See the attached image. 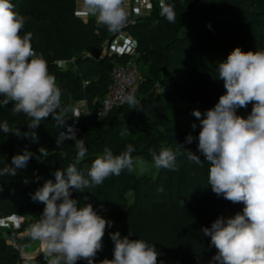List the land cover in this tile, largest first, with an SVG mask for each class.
Segmentation results:
<instances>
[{
	"label": "clouds",
	"instance_id": "obj_1",
	"mask_svg": "<svg viewBox=\"0 0 264 264\" xmlns=\"http://www.w3.org/2000/svg\"><path fill=\"white\" fill-rule=\"evenodd\" d=\"M82 11L94 17L97 25L108 31L120 32L127 24V0H83ZM160 16L175 23L174 5L159 0ZM24 17L15 11L12 0H0V108L12 104L13 114L30 118L28 131L0 123V130L18 138L38 137L33 129L50 114L57 128L67 127L57 135L56 145L66 139L74 141V163L54 172L55 182H44L34 194L33 201L44 204L43 213L32 229V238L42 242L46 264H76L80 259L96 264L97 253L103 250V238L113 222L102 217L91 203L80 206L72 198V190L83 192L100 186L109 176L122 172L143 174L149 170L148 162L134 160L132 144L115 155L105 146L85 175L76 165L87 155L83 140L76 137L74 126L66 125L68 118L79 119L80 111L71 105H62V91L56 77L49 72L48 62L32 46V32L21 35ZM63 61H57L63 65ZM215 79L224 82L225 92L214 107L192 115L200 123L198 137L189 133L185 143L198 140L197 151L208 162V185L218 197L232 203H243L242 212L234 216L217 217L210 227H202L203 236L210 237V246L217 251L209 264H264V49L243 51L234 48L227 58L219 62ZM130 105L136 104L134 95L125 97ZM253 104L247 118L237 115V109ZM71 111L72 115L68 113ZM192 129L197 125L193 123ZM183 144L162 147L152 151V162L157 169L174 171L178 153L183 155ZM188 150V149H187ZM36 157L48 155L45 147L38 149ZM35 154L25 149L0 168V176H15L26 168ZM187 159L202 165L199 155L187 151ZM39 179V177H37ZM27 183V179L24 181ZM158 191H163L159 188ZM183 205V201L181 202ZM116 232L109 233L114 244L113 258L100 264H158L159 252L154 244L143 239H129Z\"/></svg>",
	"mask_w": 264,
	"mask_h": 264
},
{
	"label": "trees",
	"instance_id": "obj_2",
	"mask_svg": "<svg viewBox=\"0 0 264 264\" xmlns=\"http://www.w3.org/2000/svg\"><path fill=\"white\" fill-rule=\"evenodd\" d=\"M227 1V5L231 8L232 12L240 10L244 14V17L262 16L261 23L259 24L260 34L252 39V44L254 50L264 49V0ZM214 2L213 0H168L167 3L174 5L175 8V23H170L161 17L160 9L158 8L155 10L156 20L153 22L152 20H141L138 23V28H132V35L137 39L138 55L135 61L138 66L149 62L151 63V71L154 73L160 68L167 69V71H170V74H168L165 80L170 84L175 94L188 100L200 99L213 105L218 102L219 97L225 92L224 82L214 78H218V64L225 60L234 48L238 47L237 44L230 39H222V41L216 36L215 41H205L201 45L193 46L191 48L193 57L190 58L185 54V49L183 48L185 47L184 41L179 42L178 38L172 42H168V40L172 33L177 31L185 18V4H190L192 7V12L188 17L191 20V25H193L192 31H199L204 29L205 24L213 21L209 18L212 12L215 11L214 6L216 3ZM12 3L15 5V11L21 14L25 20L21 35L27 32L33 33L32 46L38 54H43L48 62L50 73L58 77V72L53 68L54 60L74 57V63L77 67L76 77L74 78L73 76L76 71H73L71 67L59 76L57 82L62 91V105H71L73 107L76 101L82 99H86L91 105H95L97 103L95 100L96 96L107 94L112 84L111 71L113 66L118 62H126L130 59L128 55L102 54V39H107L108 37L110 41V36H112L113 32L108 31L103 26L97 25L94 17L89 16L86 22L81 20L74 12V0H33L32 3L28 4V7H26L24 0H12ZM245 21L244 19L240 23L238 22L237 25L243 29L246 26ZM188 37L189 35H186L185 38ZM176 41L178 42L176 43ZM151 43L156 48L149 49V44ZM161 43L165 44L162 45ZM70 80H75V84H68ZM144 96L145 94L141 93L139 81L137 98L142 99L143 104H145L144 107L152 104L163 106L165 100H172L169 94L162 92L152 93L149 97ZM127 105L128 103L114 108L106 116L93 114L80 118L79 125L81 127L76 137L83 140L88 151L84 160L78 165L81 166L85 175L94 159L98 155H101L99 153L100 147L98 142L89 134L94 133L95 130L103 131L113 121H115V126L122 124V127H125L126 123H123L125 120H121V118H124L118 115L121 109ZM11 107L12 104L9 103L7 107L0 108V123L7 121L10 127L20 128L21 132L28 131L27 123H31L30 118H27L23 114H13ZM144 107L143 110H137L140 111L138 113H135L136 110H133L135 115L132 114L133 117L131 119L141 117L144 114ZM68 115L70 116V113ZM68 121L69 118L66 120V124ZM103 121H106V124L99 126L98 124ZM119 121L121 122L119 123ZM160 121L161 119L151 120L150 118L144 121V129H140V134H137L138 137L139 135L142 137V142H145L147 138H152L150 131H147L146 128L153 127L156 123H161ZM42 122L51 123V126L48 125V129H41L39 124L37 128L32 130L38 137L36 142H33L30 137L22 139L11 134L4 135L0 130V149L8 144H14L12 150L7 151L8 153L12 151L10 153L12 154L23 145H33L34 148H30L29 150L35 152L33 150H38L40 147H45L46 145L48 147L52 144L63 152L62 154L55 153L56 155L52 154L46 157L43 160L44 165L54 168L55 163L58 161H64L68 165L74 163V157H71L76 153L73 145L74 141L66 139L64 144L58 147L56 145V138L60 132V128H57L52 115L50 114ZM49 129L53 133L49 132ZM188 134L184 133L180 137L177 134L173 138L175 142L189 147L191 144L185 143ZM110 142L112 143L113 140H110ZM112 151L115 155H119L122 152V150ZM53 172L55 171L45 172L42 175V185L49 179L55 182ZM153 180L152 184L157 190L161 187L163 188V191H158V199L150 203L146 199L145 201L148 202H144V200L138 201L135 198L138 201L137 204H132L127 208L118 203L113 187L106 195L96 188H89L79 193L82 194L80 196L81 199L87 203H91L93 208H96V211H110L112 207H115L121 209L128 219L134 222L148 217L152 209H155L156 213L160 214L170 211L180 213L182 219L176 225V230L178 234H185L184 255L182 251L176 250L173 246L160 245L156 250L162 256L179 257L181 264H195L196 258L201 259V264H209L212 256L216 254V249L210 246V237L203 236L201 229L202 227H208L205 216L216 213V204L219 197L213 193L211 186L208 184L203 188L198 186L193 189L188 176L182 170L180 171V177L177 179L173 171L160 169L158 178L156 177ZM144 182L149 183L150 179L146 178ZM137 187L136 183L133 188L136 189L135 193L139 195ZM87 190H90V194L86 192ZM99 195H102L103 198H98ZM11 197L7 202L2 201V199L0 200V218L15 213L30 210L42 211L44 209L43 203L33 201L32 198H25L23 200L14 195ZM226 201L229 202L234 212H242L243 203ZM27 244L28 238L26 236L17 237L15 243H9L0 238V264H37L35 259L22 255L20 248ZM105 258L112 259L113 251L111 250L102 254L98 258V264ZM76 264H87V261L80 259Z\"/></svg>",
	"mask_w": 264,
	"mask_h": 264
},
{
	"label": "rangeland",
	"instance_id": "obj_3",
	"mask_svg": "<svg viewBox=\"0 0 264 264\" xmlns=\"http://www.w3.org/2000/svg\"><path fill=\"white\" fill-rule=\"evenodd\" d=\"M26 3V7H28L29 3H32L33 0H24ZM135 1V2H134ZM139 1L143 0H131V3L135 6L132 9L131 14H129V19L126 26L117 33H113L110 36V41L107 39H102V54L105 55L108 53L110 44L115 42V40L119 37H123L131 40L136 46L137 49V39L132 35V28L139 26V22L141 20H152L155 19V10L159 8V0H148L146 3V7H138ZM214 3V10L212 15H210L211 20L210 23L205 24L203 30L199 31H192L193 25H191V20L188 19L189 15L192 12V7L190 4H185L184 15L185 18L182 21V24L178 27L177 31L172 33L168 42H172L174 39H179V42L184 41L185 44L183 47L185 49V54L188 57H193V53L191 52V48L193 46L201 45L202 42L205 41H215L216 36H218L221 40L223 39H230L232 42H235L238 47H240L243 51H255L252 39L256 36H259V24L261 23L262 16H252V17H244V14L240 10L231 11V8L227 5V0H213ZM83 0H74V12L76 13V8L82 3ZM168 2V0H166ZM145 9V11H144ZM136 11V12H135ZM140 14L138 15V12ZM81 20L86 22L89 18L88 15L86 16H78ZM246 20V26L242 29L238 24L240 21ZM237 20H240L237 22ZM237 22V23H235ZM228 23V24H227ZM131 26V27H130ZM140 28V27H139ZM110 33V32H109ZM212 33V34H211ZM186 35H189L188 38H185ZM218 39V38H217ZM222 40V41H223ZM176 41V43L178 42ZM167 43V42H166ZM162 45L165 43H161ZM175 44V43H174ZM161 45V46H162ZM160 46V45H159ZM158 46V47H159ZM156 48L154 44H149V49ZM158 49V48H157ZM156 49V50H157ZM165 50V49H164ZM153 58V57H152ZM57 61H63V65H58ZM151 63H145L138 66L140 71V85H141V93L145 94L144 97H149L152 93L162 92L164 94H169L173 100L172 94L168 92L161 91L162 87L170 86V84L165 80V78L170 74V71L167 69L160 68L157 72L151 71ZM73 68V71H76L73 74L74 78L77 74V67L74 63V57L69 59H60L54 60L53 68L56 69L57 76L56 82L59 80V76L64 74V71L68 70L69 68ZM49 69V68H48ZM50 72V69H49ZM69 80V79H67ZM75 81V80H74ZM71 81L68 84L74 85L75 82ZM105 96V95H104ZM103 95L96 96L97 103L101 101L104 97ZM143 97V98H144ZM83 100V99H82ZM138 101L134 105L128 104L127 106L123 107L119 113V117L121 120H125L126 123L125 127L120 124L114 125L115 121L112 122L111 125H107V128L103 131L95 130L94 133L89 134L93 139L98 142L100 147L99 153H103V149L105 146L110 147L112 150H122L124 151V146L128 144H132L135 147V151L132 153L134 160H144L149 164V170L146 173L141 174L138 170L133 173H128L124 171L119 176H109L105 179L104 183L100 186L94 187L98 190H101L102 194H107L113 187V191L115 193L116 200L119 204H122L125 208L129 207L130 205H135L139 200H144V202H153L158 199L159 192L157 188L152 184L154 178H158L159 170L157 169L153 162H152V151L155 150L159 152L162 147H172L174 150L176 148L175 139L173 138L175 135L178 137L183 136L184 133H191L193 137H198L200 131V123L199 120L192 115V112L181 111L179 108L175 106L172 100L168 101L165 100L163 106H158L156 104H152L150 106H145L143 104L142 99L136 98ZM84 102V101H83ZM78 103V101H76ZM76 103L74 104V108L77 107ZM91 105L88 101H86L85 105L79 103L78 109L85 107V111L81 112V116L79 119L69 118V121L66 125L74 126V130L76 132V136L80 130L79 120L81 117L93 115L92 108L96 106ZM84 104V103H83ZM82 105V106H81ZM144 107V114L141 117H136L135 119H131L133 117L132 114L140 112L137 110H143ZM253 104L249 103L247 107H241L237 109V115H240L244 118L250 114L252 110ZM133 110H136L135 113ZM70 116L72 115L71 111L69 112ZM154 117V118H153ZM161 119V123H156L153 127L146 128L147 131H150L152 138L145 139V142H142V137L137 136L140 134V129H144V121L146 119ZM106 121L98 124L99 126L105 125ZM121 121H119L120 123ZM166 125H165V124ZM195 123L197 125L196 129L193 130L191 125ZM51 123L42 122L40 123L41 129H48L47 126ZM49 132H52L50 129ZM64 131L67 132V127L60 128V132ZM1 133L5 134L2 130ZM53 133V132H52ZM2 135L3 137H6ZM136 135V136H135ZM137 138V139H136ZM24 139V138H23ZM83 139V138H82ZM7 140V139H6ZM22 140V139H21ZM110 140H113L111 143ZM179 144V143H178ZM197 144L198 140H193L191 145L184 146L185 149H182L183 155H177L176 161V169L173 171L178 179L180 177V171L182 170L183 173L188 176L190 183L192 184L193 189L197 188L198 186L203 188L208 184V170L209 165L208 162L205 160L204 156H202L197 151ZM14 144L6 145L0 149V168H3L6 163L11 164V158L18 154L22 153L25 149L30 151V148H34L33 145H23L17 149V151L10 154L7 152L8 150H12ZM47 146V145H46ZM48 152V156L52 154H62V150H59L56 146L50 144L46 147ZM194 152L196 155L200 156L202 161V165H197L193 162H190L187 159V151L188 150ZM35 155L30 159L26 168L19 169L15 176L6 175L0 176V200L7 202L11 196H17L21 199L31 198V195L42 186V175L45 172L49 171H56L57 169H62L68 166V163L64 161H58L55 163V167L51 168L48 165H44L43 160L46 158L44 156L41 157V161L37 160V156L39 155L38 150H33ZM31 152V151H30ZM55 154V155H56ZM76 154V153H75ZM75 154L71 157H75ZM77 168L82 171L81 166L76 165ZM167 170V169H166ZM54 173V172H53ZM182 173V172H181ZM39 177V179H37ZM149 178L150 182H144V179ZM27 179V183L24 181ZM137 183V193H135L136 189L133 188L134 185ZM93 188V189H94ZM90 194V190L86 191ZM138 196H137V195ZM82 194H80L76 190H72V198L78 199L80 201V206H83L86 201L81 199ZM8 198V199H7ZM98 198H103L102 195H99ZM137 198L138 201L135 199ZM148 200V201H145ZM96 210V208L94 207ZM216 213L208 214L205 216L206 222L208 227L211 226V223L219 216L223 215L225 217H231L236 214L231 207L229 202H227L223 197H219L218 203L216 204ZM37 211V210H31ZM102 217L107 220H111L113 222L112 227L107 228L105 232V236L103 238V250L97 253L95 257V262L98 264V258L109 251H113L114 244L110 239L109 233L118 231L121 236H128L129 232L132 233L129 236V239H143L150 244H154L155 248L158 249L160 245H167L173 246L176 250L182 251L184 253V239L185 234L181 233L178 234L176 230V225L181 221L182 217L180 213H175L173 211L166 212L164 214L156 213L155 209H152L150 215L148 217L140 220V221H130L126 214L118 208L112 207L110 211L99 212ZM8 217V216H7ZM5 218H0V221ZM124 230V231H122ZM9 242V241H7ZM13 243V242H9ZM217 251V250H216ZM181 254V253H180ZM181 254V255H182ZM184 255V254H183ZM178 260L181 263V259L173 258V257H166L159 255L158 256V264L165 263H172L173 261ZM12 262V261H11ZM173 264V263H172ZM195 264H201V259L196 258Z\"/></svg>",
	"mask_w": 264,
	"mask_h": 264
},
{
	"label": "built area",
	"instance_id": "obj_4",
	"mask_svg": "<svg viewBox=\"0 0 264 264\" xmlns=\"http://www.w3.org/2000/svg\"><path fill=\"white\" fill-rule=\"evenodd\" d=\"M147 2L148 0L139 1L138 7H146ZM117 37L119 38V36ZM125 41L128 42V39ZM108 54L128 55L130 59L126 62H118L113 66L111 71L112 84L105 97L99 101L94 108H92V114L97 116H106L114 108L127 104L125 97L128 95H134L135 98H137L139 91L140 71L135 61V58L138 55L135 44L129 42L121 47L116 42H113L110 44ZM161 91L172 94L173 103L181 110L192 112L194 109H197L203 114L206 110L215 106L200 99L188 100L182 98L175 94L173 89L169 86L162 87ZM85 110V108L82 109V111ZM36 263L41 264V258H38ZM172 263L181 264L178 260H175ZM172 263L164 262V264Z\"/></svg>",
	"mask_w": 264,
	"mask_h": 264
},
{
	"label": "crops",
	"instance_id": "obj_5",
	"mask_svg": "<svg viewBox=\"0 0 264 264\" xmlns=\"http://www.w3.org/2000/svg\"><path fill=\"white\" fill-rule=\"evenodd\" d=\"M135 2V1H134ZM82 3L79 4V6L76 8V14L78 16H86L84 12L82 11ZM127 6L129 14H131L134 4L131 3V0H127ZM145 11V9H144ZM136 12V11H135ZM141 11L138 12V15ZM126 38L119 37L115 40L117 44H119L121 47L125 46L127 43L131 42V40H128L126 42ZM126 43H125V42ZM133 44V42H131ZM84 101V102H83ZM86 99L79 100L78 103H76L77 108L79 103H82V105H85ZM84 103V104H83ZM81 105V106H82ZM86 106V105H85ZM85 107H82L79 109L80 115L82 109ZM42 211H25L21 213H15L8 217L3 218L0 221V238L4 239L9 242L15 243V240L17 237L26 236L28 238V244L26 246H23L20 248V251L22 255L33 258L37 262L38 258H41V264H46V260L44 258V246L41 241L35 240L32 238V229L36 225L37 221L40 219V216L42 215Z\"/></svg>",
	"mask_w": 264,
	"mask_h": 264
}]
</instances>
